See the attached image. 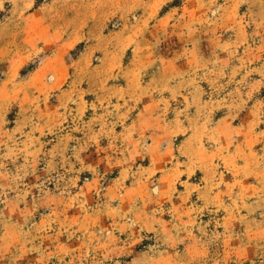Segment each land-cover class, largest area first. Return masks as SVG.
<instances>
[{"label": "rangeland", "instance_id": "rangeland-1", "mask_svg": "<svg viewBox=\"0 0 264 264\" xmlns=\"http://www.w3.org/2000/svg\"><path fill=\"white\" fill-rule=\"evenodd\" d=\"M0 264H264V0H0Z\"/></svg>", "mask_w": 264, "mask_h": 264}]
</instances>
